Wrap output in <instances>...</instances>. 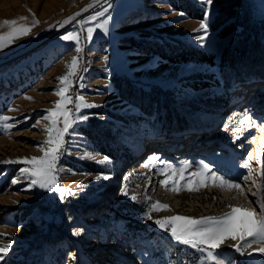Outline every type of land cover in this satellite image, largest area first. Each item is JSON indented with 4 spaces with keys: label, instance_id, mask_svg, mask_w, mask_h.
I'll return each mask as SVG.
<instances>
[{
    "label": "rangeland",
    "instance_id": "obj_1",
    "mask_svg": "<svg viewBox=\"0 0 264 264\" xmlns=\"http://www.w3.org/2000/svg\"><path fill=\"white\" fill-rule=\"evenodd\" d=\"M92 1L0 0V34L10 30L5 20L35 25L0 50V56L16 54L0 64V115L12 117L9 123L14 125L9 130L0 126V142L6 139L2 148L10 142L28 143L23 151L0 155V161L43 155L39 146L48 138L43 129L49 124L43 117L60 99L54 94L57 77L67 72L73 56L79 57V66L67 94L83 96L93 105L79 112L68 105L74 116L88 117L65 136L57 164V184L72 195L66 192L61 199L55 191L29 187L20 174L24 164L0 163V196H8L0 204V245L11 244L0 264H102L108 258L111 264H214L204 258L206 253L172 239L155 221L176 215L221 217L231 211L229 206L260 212L258 196L252 193L264 171V80L229 85L217 66L230 43H236L239 27H227L236 26L238 17L249 27L264 26V0H212L210 8L204 0H112L27 47L52 21ZM100 12L104 15L90 19ZM206 15L201 43L196 37L205 32L197 29ZM105 19L108 32L95 28L88 40L87 29ZM261 31L259 57L264 54ZM68 32L79 33L80 53L75 42L60 39ZM199 51L214 64L201 59ZM245 113L255 125L240 123ZM259 138L263 141L258 146ZM154 151L159 159L145 168L148 153ZM249 155L250 169L240 167ZM104 157L107 162H97ZM201 161L243 191L212 186L211 181L188 191L197 187L191 174ZM185 163L192 166L177 185L182 190L174 192L171 180L179 179V173L160 170ZM103 176L109 178L97 179ZM166 179L168 188L160 184ZM156 201L169 210L152 211ZM236 243L229 239L216 250L223 264H264V255H247L259 244L241 255L232 247Z\"/></svg>",
    "mask_w": 264,
    "mask_h": 264
},
{
    "label": "snow or ice",
    "instance_id": "obj_2",
    "mask_svg": "<svg viewBox=\"0 0 264 264\" xmlns=\"http://www.w3.org/2000/svg\"><path fill=\"white\" fill-rule=\"evenodd\" d=\"M204 3L209 6L212 5V0H204ZM89 7H92L90 4ZM85 11L87 9H84ZM105 12L107 9L104 10ZM76 15H79L77 13ZM104 15V12L97 13L96 16L91 17L90 19L95 20L98 16ZM181 15H183L181 13ZM25 17H20V20H25ZM69 20L75 19V17H69ZM207 15L205 20L201 22V29L204 30L205 35H199L196 37L198 41L203 43L206 37L207 32ZM68 22V21H65ZM39 23V21H35ZM83 23V22H82ZM4 25H8L10 30L7 33L0 34V50L6 48L10 43L20 38L21 36H26L31 32V27L26 24H18L17 20H5L3 21ZM95 28H100L106 34L108 32V20L105 19L102 22L95 25V27H90L87 29V39L91 40ZM60 39L64 41H73L76 44V52L80 53L82 51L80 44V36L77 32H68L63 35ZM106 59V58H105ZM79 66V57L73 56L71 61L67 64V72L63 76L57 77L59 85L57 91L54 93L56 96L60 97L59 100L54 101V108L47 110V115L43 117L44 120L49 121V124L45 126L43 131L47 135V139L41 142L39 150L43 152L42 156L36 157H24L17 158L15 160L9 159L5 161H0V163L6 164H24L25 167L20 169V174L29 180V187H39L41 189H46L49 192L55 191L60 194L61 199L64 198V194L67 192L69 195H72L70 189L61 188L58 186L57 181L58 177L56 173L60 170L57 168V164L60 158V155L64 151L65 146V136L69 133V130L73 128V125L79 120H87L86 115L74 116L73 108L76 112H79L81 108L93 107V105L87 104L84 101L83 96L76 97L73 99L72 96L68 95V91L72 87V77L77 74ZM26 99H32L31 97H25ZM68 105H73V108H69ZM10 111H15L16 109H9ZM12 117L0 115V126L5 130H9L14 127L13 124L9 123L12 120ZM248 122L250 125H255V122L252 121V118L244 114L240 123L243 125L245 122ZM39 123V121H37ZM62 125V126H61ZM35 127V125H34ZM227 128V126H226ZM237 129L236 131H240ZM264 143V142H262ZM87 158L95 159L91 154H85ZM159 157L153 155L149 157L148 161L143 165L145 168L154 167L155 161ZM251 155H249L248 160L244 161L240 165L242 168L250 169ZM108 161L107 157H104L103 160L97 161L98 163H105ZM192 165L185 163L179 169H176L171 164H167L166 168L161 169V174H165L169 169L171 174L175 175L179 173V179L171 180V190L174 192H179L182 190L181 187H177L180 184L181 180H185L184 173ZM264 167V165H262ZM251 171L249 175L244 177V180L247 182L251 178ZM108 179L109 177H97V179ZM127 180V178H125ZM191 179L196 181L197 187H187L188 191H198L199 187L209 186V181L212 182V186L226 187L228 189H237L241 192L243 189L239 183H235L231 180L225 179L223 176L218 175L217 172L213 171L207 163L203 161L200 162L198 170L195 173L191 174ZM18 179H13L12 183H17ZM191 180L186 182L190 184ZM255 185V181L252 182ZM161 186L165 188L169 187V180L160 181ZM257 191L252 193L253 195L258 196L257 203L259 205L260 212L257 215L254 209H245L241 207H232L231 211L225 213L221 217H202L195 219L192 217H183V216H170L158 219L155 221V224L163 229L165 232H169L172 239L177 241L180 244L188 245L194 249H197L201 253H206L204 257L206 260L214 262V264H223V261L218 258L217 249L221 247L223 243L227 240L237 241L236 244H233L232 247L240 253L245 255L247 249H252V245L259 244L260 247L253 249L252 251L247 252V255L251 256L253 252H258L261 255H264V171L261 172V183L256 186ZM251 191V189H249ZM124 194L127 195L126 185ZM133 200L136 199L135 196L131 197ZM152 211L159 210H169V205L161 204L159 201H156L151 205ZM243 213L241 218H238L237 214ZM148 218L151 219L150 214ZM11 244L0 245V260L7 255V252Z\"/></svg>",
    "mask_w": 264,
    "mask_h": 264
},
{
    "label": "trees",
    "instance_id": "obj_3",
    "mask_svg": "<svg viewBox=\"0 0 264 264\" xmlns=\"http://www.w3.org/2000/svg\"><path fill=\"white\" fill-rule=\"evenodd\" d=\"M184 3V1H182ZM225 12L220 16H224ZM235 14L229 16L232 17ZM240 17L236 19L233 25L227 27L228 29L239 27V34L236 37V43H230L228 50L225 52V58L218 65L219 74L222 80L229 83V85L238 84L242 82L243 84L251 79H262L264 80V54L259 57L258 51L260 47V42L258 34L264 30V26L255 25L254 27H249L245 24V20ZM219 19V18H218ZM201 57L202 53L199 51L197 53ZM204 56V58H202ZM201 59L209 64H214V59L206 54H203ZM227 65L226 69L223 66ZM184 123V122H183ZM180 124V123H177Z\"/></svg>",
    "mask_w": 264,
    "mask_h": 264
},
{
    "label": "bare ground",
    "instance_id": "obj_4",
    "mask_svg": "<svg viewBox=\"0 0 264 264\" xmlns=\"http://www.w3.org/2000/svg\"><path fill=\"white\" fill-rule=\"evenodd\" d=\"M110 1H112V0H93L92 2L85 4L81 8H78V9L74 10L73 12L71 11V13L65 15L64 17H60V18L52 21L51 24L49 25V27H46L47 29L42 31L39 35L36 36L35 39L31 40L28 43L27 47H30L32 45H36V44H39V43L43 42L44 40H46L47 37L51 36L52 34H54L56 32H59L60 30H62L64 28H67V27L73 25L74 23L78 22V19L81 18V16H83L89 10H91V9H93L95 7L101 6V5H106ZM90 4L92 5V7H89ZM84 9H87V10L85 11ZM77 13H79V15H76ZM73 16L75 17V19H72V20L68 19L69 17H73ZM65 21H68V22H65ZM25 49H27V48H25ZM14 55H16V54L13 53L12 55H2V56H0V64H4V63L8 62V60L13 59ZM11 57H13V58H11ZM257 91H258V93L263 94V92L260 89L257 90ZM258 97H260V95ZM255 98H256V96H255ZM206 120L207 119L205 118V121ZM261 141H263V140L261 138H259L258 141H257V145L258 146L261 143ZM3 142H6V139H3L0 142V155L1 156L2 155H6V153H9V152L16 154V153H18L20 151H23L25 148L28 147V143L27 142L24 143L23 141H20V142H17V143H15V142H10V144L7 143L9 148H2L3 146H5V144ZM152 154H154V155L156 154L155 156H158V152H155V151H154V153H152V152L148 153V156L151 157ZM7 197L8 196H0V204H1V202H5ZM1 218L2 217H1V214H0V221L2 220ZM114 245L115 244H112V246H114ZM103 246H106V245H103ZM111 262H112V258H108L107 260L106 259L102 260V264H111Z\"/></svg>",
    "mask_w": 264,
    "mask_h": 264
}]
</instances>
